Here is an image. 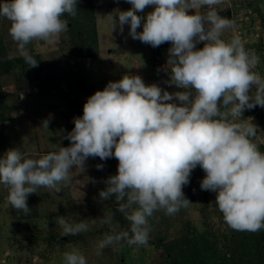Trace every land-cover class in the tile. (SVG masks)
I'll list each match as a JSON object with an SVG mask.
<instances>
[{"label": "clouds", "instance_id": "9594fccd", "mask_svg": "<svg viewBox=\"0 0 264 264\" xmlns=\"http://www.w3.org/2000/svg\"><path fill=\"white\" fill-rule=\"evenodd\" d=\"M126 2L131 9L115 10L121 33L130 25L131 38L153 48L171 42L165 70L170 79L166 83L182 91L170 93L155 83L146 86L142 77L133 74L109 82L87 99L83 115L74 118L75 127L64 137L71 146H61L39 159L26 158L19 148L4 153L0 184L7 187L8 202L27 215L31 210L27 199L37 188L59 192L57 185L68 181L74 168L84 172L89 157L102 161L115 157L117 174L107 178L99 197L105 201L115 196L118 211L130 221L131 235L112 230L99 242L101 249L121 241L147 246L151 231L148 218L158 210L173 215L190 203L182 189L190 183L197 166L206 173L201 190L217 194L215 204L228 226L236 231L264 229V153L249 139L255 135V126L236 122L243 119L245 109L264 108V78L253 71L260 62L258 55L246 50L239 36L230 41L221 38L225 29L235 27L231 19L221 17L213 8L221 0ZM77 3L0 2V18L11 22L9 35L30 68L38 62L26 45L36 39L54 43L69 27L62 17H75ZM148 6L154 10L146 18L137 14ZM203 6L212 10L189 14ZM112 19L116 26L117 20ZM141 25L143 31L138 32ZM199 43H204L202 49H197ZM253 86L254 98L250 94ZM49 123L50 119H45L42 127L48 128ZM96 167L103 170L104 165ZM102 222L110 224V220ZM56 223L65 234L88 230L87 223H69L65 217H57ZM63 261L87 264L76 249L65 252Z\"/></svg>", "mask_w": 264, "mask_h": 264}, {"label": "rangeland", "instance_id": "374dc122", "mask_svg": "<svg viewBox=\"0 0 264 264\" xmlns=\"http://www.w3.org/2000/svg\"><path fill=\"white\" fill-rule=\"evenodd\" d=\"M92 1L98 38V46L94 49L96 57L82 58L74 53L76 45L72 42V29L68 22L67 31L61 32L54 43L36 39L26 45L29 55L40 57L42 66H29L26 71L18 66L10 74L0 73V96L4 99L3 103L0 101V116L8 119L0 122V158L12 148H19L27 154L26 158L39 159L58 151L61 146H71L64 137L75 127L74 118L83 115V104L87 98L104 90L109 82L119 81L125 74L139 75L146 86L155 83L170 93L182 91L166 83L170 79L165 71L168 70V49L158 50L132 39L130 25H125L121 33L115 10L127 11L132 5L126 0ZM213 8L235 25L225 29L221 38L230 41L239 36L245 49L254 50L258 55L260 62L253 71L264 78V0H221ZM153 10L154 6H148L143 13L137 14L146 18ZM210 10L203 6L190 10L189 14H206ZM112 17L117 20L116 26ZM10 26V21L0 18V35L9 56L23 57L9 35ZM137 31H143L142 25ZM203 47L204 43L197 44V49ZM188 91L195 94L192 89ZM250 94L255 97V86ZM242 118H237L236 122L255 126V135L249 137L251 142L258 149L264 147V108L257 105L254 109H245ZM45 119H50L48 128L42 127ZM108 160L89 157L85 171L74 168L69 180L57 185L59 192L46 187L37 188L28 197L31 210L27 215L12 207L7 200V187L0 184V264H64L63 254L73 249L86 257L87 264H167V254L174 241L181 240L188 232L210 234L221 259L232 260L236 264L241 261L255 263L249 260V251L251 254L257 251L252 249L251 243L246 244L247 253L239 246L240 234L244 231H236L225 222L215 204L217 194L201 190L200 184L206 173L199 166L192 171L190 183L182 189L190 203L173 215L158 210L148 218L151 231L147 246H130L121 241L99 248L98 244L106 234L112 230L130 233L131 226L124 213L113 214L111 210L103 209L104 205L116 206L112 198L102 201L99 197V192L104 190L103 171L96 166L113 167L115 164V172L118 169L117 159L115 162ZM108 172L112 170L108 168ZM57 217H65L69 223L83 221L88 224V230L76 235L65 234L56 223ZM102 219L110 220V224L103 223ZM233 235L238 239L236 243ZM67 237L72 239L67 241ZM225 246L231 252L226 251ZM261 248H264V243ZM171 251L176 252V249Z\"/></svg>", "mask_w": 264, "mask_h": 264}, {"label": "trees", "instance_id": "16d2710c", "mask_svg": "<svg viewBox=\"0 0 264 264\" xmlns=\"http://www.w3.org/2000/svg\"><path fill=\"white\" fill-rule=\"evenodd\" d=\"M78 1H85L84 3H77L76 15L75 17L65 14L62 19L66 20L67 23L70 24L71 34L73 36V44L74 46V53L77 54L78 57H90L94 58L97 55L95 54L94 49L98 46L97 41V29L95 17V10H94V1L92 0H78ZM85 5H88L87 7ZM89 7V8H88ZM264 20V18L262 19ZM166 42L156 49H169L172 45ZM152 47V46H151ZM73 52V51H72ZM37 62L38 66H42V61L38 55H31ZM18 66H22L23 70L26 71L27 67L31 66L30 64L26 63L24 57L19 58H11L8 54V51L5 47L4 39L0 35V73L2 74H10L13 70H15ZM2 90L0 89V95H2ZM92 93V92H91ZM4 94L3 96H5ZM6 97V96H5ZM89 98V97H88ZM87 98V99H88ZM0 101L3 103L4 99L0 96ZM87 100L85 101V103ZM84 103V104H85ZM83 104V107H84ZM223 110V109H222ZM8 119L4 117V115L0 116V122H5ZM114 151V150H113ZM259 151L264 153V147L260 146ZM113 162L116 161L115 157L109 158ZM108 160V159H107ZM109 161V160H108ZM108 168L110 171L108 172ZM117 166L114 164L113 167H109L108 165H104L103 173H102V182H103V189L106 188L105 181L109 176L116 175L115 169ZM109 173V174H108ZM114 200V204L110 207L107 205L103 206V209L111 210L114 213H120L118 211V204L116 202L115 196H111ZM28 207H31V200L27 199ZM113 210V211H112ZM204 209L201 212L204 213ZM22 213H24L21 210ZM249 234H247V233ZM210 234H202L200 232H196L195 234H191L188 232L187 234L184 233L181 240H175L174 246L171 244V250L176 249V252H172L169 250V254H167V264H236L232 260L221 259L216 247L215 241L209 237ZM193 236V237H191ZM68 238V239H67ZM65 240L70 241L72 238L67 237ZM229 238V237H228ZM235 243L238 241L237 237L233 235ZM64 241V239L62 240ZM240 243L239 246H242L244 252L247 253V245L248 243L252 244V249L256 250L257 252L252 253L249 251V260L254 264H264V248H261L262 244L264 243V229H261L258 232H248L244 231L243 234H240ZM226 251H230L229 247L225 246ZM239 264H245L241 261Z\"/></svg>", "mask_w": 264, "mask_h": 264}]
</instances>
